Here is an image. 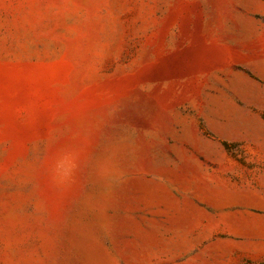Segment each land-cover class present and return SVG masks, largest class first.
I'll return each instance as SVG.
<instances>
[{
    "label": "rangeland",
    "instance_id": "obj_1",
    "mask_svg": "<svg viewBox=\"0 0 264 264\" xmlns=\"http://www.w3.org/2000/svg\"><path fill=\"white\" fill-rule=\"evenodd\" d=\"M0 264H264V0H0Z\"/></svg>",
    "mask_w": 264,
    "mask_h": 264
},
{
    "label": "clouds",
    "instance_id": "obj_2",
    "mask_svg": "<svg viewBox=\"0 0 264 264\" xmlns=\"http://www.w3.org/2000/svg\"><path fill=\"white\" fill-rule=\"evenodd\" d=\"M76 153H65L55 165L56 177L59 183H68L74 179L78 164Z\"/></svg>",
    "mask_w": 264,
    "mask_h": 264
},
{
    "label": "bare ground",
    "instance_id": "obj_3",
    "mask_svg": "<svg viewBox=\"0 0 264 264\" xmlns=\"http://www.w3.org/2000/svg\"><path fill=\"white\" fill-rule=\"evenodd\" d=\"M241 27V26H240Z\"/></svg>",
    "mask_w": 264,
    "mask_h": 264
}]
</instances>
